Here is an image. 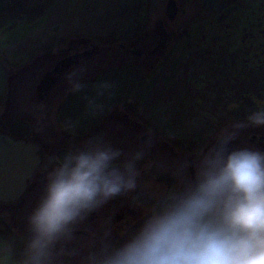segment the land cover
I'll use <instances>...</instances> for the list:
<instances>
[{"label": "flooded vegetation", "instance_id": "af4514ba", "mask_svg": "<svg viewBox=\"0 0 264 264\" xmlns=\"http://www.w3.org/2000/svg\"><path fill=\"white\" fill-rule=\"evenodd\" d=\"M102 1L0 0V237L17 244L35 165L69 142L66 122L77 137L103 131L122 145L150 132L142 182L167 187L186 153L253 99L264 100V0H117L130 14L112 24L139 28L109 40L92 28ZM79 64L87 80L123 67L141 83L151 80V89L92 115L81 102L67 103L63 73ZM243 139L264 147V129ZM133 197L150 201L143 189L109 201L76 226L70 246L87 251L101 243L107 222L119 227L137 217Z\"/></svg>", "mask_w": 264, "mask_h": 264}, {"label": "clouds", "instance_id": "9594fccd", "mask_svg": "<svg viewBox=\"0 0 264 264\" xmlns=\"http://www.w3.org/2000/svg\"><path fill=\"white\" fill-rule=\"evenodd\" d=\"M86 73L73 65L63 80L70 92L91 88L85 98L97 115L104 110L97 98L112 85L89 84ZM63 128L70 140L39 156L23 233L19 244L0 237V264H264V147L243 139L248 129H264V100L253 99L186 153L167 187L142 182L150 132L122 145L103 131L77 137L72 123ZM138 189L150 201L133 197L137 217L119 227L107 222L101 243L87 251L70 246L90 213Z\"/></svg>", "mask_w": 264, "mask_h": 264}, {"label": "water", "instance_id": "95a60500", "mask_svg": "<svg viewBox=\"0 0 264 264\" xmlns=\"http://www.w3.org/2000/svg\"><path fill=\"white\" fill-rule=\"evenodd\" d=\"M102 2L103 3L101 8L102 9L101 13L99 12L98 4L94 9L95 24L92 26V28L100 29V32L99 31L95 32L96 35H98L103 40H109L111 39V36H113V38L117 37L120 34L119 32L121 31L123 34V30L125 29L127 30L128 28L132 27L131 33L136 32L138 30L139 26L135 27L137 29H133L134 25L121 26V25L112 24L115 20L119 21L121 17L122 18L127 17L128 14H130V12L129 10L124 11L122 9V6L120 5V2H117V0H103ZM109 18L111 20L110 22L111 24L107 25L106 23ZM87 81L89 82V84H93L98 81H108L111 83L112 86L110 89L106 91L105 95L97 98V102L102 103L104 105L103 112H105V110L109 108V106H111L114 102L119 101L121 99L122 101L126 100L129 97L144 99L146 98L144 92L147 89H151V80L148 81V85H146L144 81H142L141 83L139 78L134 73L123 67L122 69L115 68L103 72ZM93 94L94 93L92 92L91 88H89L85 92H72L69 96L67 103H69L70 106L76 107V106H80L78 105V103L81 102V106L85 108L84 111H87L88 104L85 97L86 95L91 96ZM103 112H101V114ZM67 113L72 114L75 113V111L71 109Z\"/></svg>", "mask_w": 264, "mask_h": 264}]
</instances>
